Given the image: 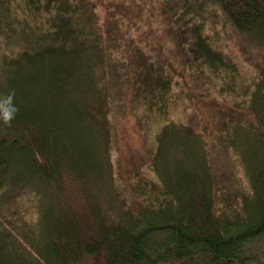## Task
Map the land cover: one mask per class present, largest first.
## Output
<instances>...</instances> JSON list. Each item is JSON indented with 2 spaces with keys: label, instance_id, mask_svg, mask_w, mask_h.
<instances>
[{
  "label": "trees",
  "instance_id": "16d2710c",
  "mask_svg": "<svg viewBox=\"0 0 264 264\" xmlns=\"http://www.w3.org/2000/svg\"><path fill=\"white\" fill-rule=\"evenodd\" d=\"M166 2L189 69L233 102L215 135L247 187L222 192L211 125L174 120L176 83L148 64L135 95L162 121L157 181L129 206L112 161L120 65L91 1L0 0V264H264V0ZM221 17L259 58L254 79L209 33Z\"/></svg>",
  "mask_w": 264,
  "mask_h": 264
},
{
  "label": "rangeland",
  "instance_id": "374dc122",
  "mask_svg": "<svg viewBox=\"0 0 264 264\" xmlns=\"http://www.w3.org/2000/svg\"><path fill=\"white\" fill-rule=\"evenodd\" d=\"M90 1L120 65L114 90L118 94L110 114L113 129L112 161L117 187L127 204L130 206L134 201L142 202L143 199L136 194L138 189L144 187L147 191L149 184L157 181L150 165L156 148L155 137L162 121L155 116L147 119L135 95L136 84L142 77L140 72L148 64L169 72L176 83L173 91L178 103L172 110L174 120L186 122L191 119L195 126L202 128L211 125L206 134L210 135V155L221 181L222 192L236 194L237 187L246 188L248 183L242 167L232 153L218 145L215 135V122L229 111L235 112L233 102L219 92L216 82L189 69L186 47L178 29L174 27L176 14L168 10L167 0ZM208 29L212 36L214 33L217 36L214 35L216 46L238 61L247 79H254L260 60L255 53L246 50L245 44L230 25L224 23L221 17L219 23ZM119 75L122 76L121 80ZM225 196L222 198L224 201H219L220 206L229 199ZM20 208L26 218H32L33 212L25 203Z\"/></svg>",
  "mask_w": 264,
  "mask_h": 264
},
{
  "label": "clouds",
  "instance_id": "9594fccd",
  "mask_svg": "<svg viewBox=\"0 0 264 264\" xmlns=\"http://www.w3.org/2000/svg\"><path fill=\"white\" fill-rule=\"evenodd\" d=\"M9 99H11V97H9ZM15 111V109H12L11 111H4V113H3V118L5 119V120H8V119H10L11 118V116H12V113Z\"/></svg>",
  "mask_w": 264,
  "mask_h": 264
}]
</instances>
